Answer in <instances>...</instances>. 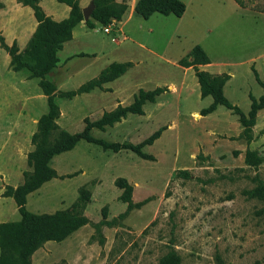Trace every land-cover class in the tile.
Wrapping results in <instances>:
<instances>
[{
    "label": "rangeland",
    "instance_id": "obj_1",
    "mask_svg": "<svg viewBox=\"0 0 264 264\" xmlns=\"http://www.w3.org/2000/svg\"><path fill=\"white\" fill-rule=\"evenodd\" d=\"M88 1H81L80 10ZM180 1L181 17L152 14L143 20L128 13L133 0H125L119 22L77 25L57 54L59 63L45 76L56 92L75 90L110 63L132 65L102 90L54 97L56 125L69 134L82 132L84 118L94 121L118 105L129 106L138 90L166 91L145 103L142 115L89 131L106 146L80 140L52 157L49 167L57 177L28 194L25 209L36 215L69 211L86 191L87 222L59 243H44L30 264H264V107L246 143L231 111L217 106L198 115L211 98H200L193 70L178 65L198 45L210 62L198 69L227 75L222 93L246 116L248 97L264 94V2L242 0L245 7H239L232 0ZM0 3L3 43L22 54L35 29L32 12L16 0ZM41 7L53 21L69 11L56 0ZM9 59L0 46V223L19 220L12 199L2 193L29 171L30 137L46 112L38 79L11 71ZM157 130L159 137L141 148L152 160L110 148L137 145ZM245 151L260 163L247 165ZM119 178L131 186L130 209L119 199Z\"/></svg>",
    "mask_w": 264,
    "mask_h": 264
},
{
    "label": "trees",
    "instance_id": "obj_2",
    "mask_svg": "<svg viewBox=\"0 0 264 264\" xmlns=\"http://www.w3.org/2000/svg\"><path fill=\"white\" fill-rule=\"evenodd\" d=\"M22 6L30 8L36 26L29 39L27 47L19 54L14 45L6 46L0 36V46L9 56V68L13 72L25 70L31 78L38 79L37 85L41 94L45 97L46 112L36 121L35 132L30 137L32 150L27 154L26 165L29 171L22 173V183L15 188L5 187L2 197L11 198L19 220L0 223V264H30V257L46 242L59 243L87 220L82 211L88 203L89 195L86 191L79 194L78 199L69 211H58L52 215H36L25 209L26 196L36 191L42 184L56 178V174L49 167L52 157L63 152L70 151L78 141L96 143L89 135L91 129L102 130L125 118L126 115H142L141 107L145 103L152 104L155 98L166 91V88H154L149 91L138 90L129 106H116L115 109L103 112L94 121L83 119L84 127L78 134H69L59 129L56 125L58 107L54 97L72 98L82 93H88L93 89L102 90V85L115 80L132 67L131 63H110L101 70L95 78L81 84L75 90L56 92L54 85L45 80L58 62L56 54L62 49V45L71 39L73 28L82 22L81 10L78 0H56L57 3L68 7L67 17L59 22L46 16L38 3L40 0H16ZM239 7H245L242 0H232ZM263 1L264 0H260ZM92 11L89 18L83 22L87 29L93 28V22L106 26L119 22L127 9L125 0L117 3L114 0H91ZM2 5L0 3V9ZM185 6L180 0H136L133 13L146 20L152 14L161 16H174L179 18L184 13ZM209 64V59L198 46H193L185 57L178 61L182 68H191L196 79L200 98L210 97L211 103L198 112L204 117L212 113L217 106L224 107L237 116V121L242 127L241 137L249 143L251 141V128L254 125L256 113L264 107V94L257 100L249 96L250 104L245 116L236 106L228 102L222 93V87L229 79L225 74L211 75L200 71L197 66ZM161 130L155 131L149 137L137 145L124 143L112 144L110 148L129 150L140 158L152 160L142 153L141 148L150 146L160 135ZM244 162L247 165L260 163L253 152L245 151ZM180 174L186 175L185 171ZM116 186L122 190L119 197L125 203L127 209L131 208V186L122 178L116 180ZM168 264H175L173 259L167 260ZM166 264V263H164Z\"/></svg>",
    "mask_w": 264,
    "mask_h": 264
},
{
    "label": "crops",
    "instance_id": "obj_3",
    "mask_svg": "<svg viewBox=\"0 0 264 264\" xmlns=\"http://www.w3.org/2000/svg\"><path fill=\"white\" fill-rule=\"evenodd\" d=\"M0 1H1V0H0ZM43 1H44V0H40L39 3H38V5H39V7L41 8V10H42L41 4L43 3ZM81 1H82V0H79V2H78V6H79L80 8H81ZM88 2L90 3V0H89ZM135 2H136V0H133V2L131 3V6L127 9V11H128L129 14H134V13H133V6H134ZM89 3H88V4H89ZM58 4H60V3H58ZM62 5H63V4H62ZM64 6H65V5H64ZM24 7H26V6H24ZM67 9H68V7H67ZM42 11H43V10H42ZM43 13H44V11H43ZM65 13H66V11H65ZM44 14L46 15V13H44ZM67 14H68V11H67ZM155 14H156V13H155ZM64 15H65V14H64ZM134 15H135V14H134ZM46 16H47V15H46ZM48 17L51 19V16H48ZM66 17H67V15H66L64 18H66ZM64 18H63V19H64ZM33 19H34V18H33ZM51 20H52V19H51ZM59 21H61V20H58V21H55V22H59ZM33 24H34V28H35V26H36L35 20H34ZM82 24H83V21L80 22V23L77 24V25L81 26ZM77 25H76V26H77ZM76 26H75V27H76ZM83 26H84V25H83ZM75 27H74V28H75ZM74 28H73V29H74ZM72 32H73V30H72ZM72 32H71V39H70V40H72V36H73V35H72ZM70 40H69V41H70ZM69 41H67V42H69ZM67 42H65V43L62 45V48H63V46H64ZM61 50H62V49H61ZM61 50H60L59 52H61ZM59 52H58V53H59ZM58 53H57V54H58ZM57 54H56V56H58ZM57 59H58V57H57ZM58 61H59V60H58ZM58 63H59V62H57V64H58ZM209 63H210V62H209ZM57 64H56V66H57ZM207 65H208V64H207ZM201 67H205V65L197 66V68H201ZM55 68H56V67H55ZM184 69H185V68H184ZM186 69H188V68H186Z\"/></svg>",
    "mask_w": 264,
    "mask_h": 264
},
{
    "label": "water",
    "instance_id": "obj_4",
    "mask_svg": "<svg viewBox=\"0 0 264 264\" xmlns=\"http://www.w3.org/2000/svg\"><path fill=\"white\" fill-rule=\"evenodd\" d=\"M92 3L90 2L87 7L85 9H82L81 10V15H82V21L85 22L88 18H89V15L92 11Z\"/></svg>",
    "mask_w": 264,
    "mask_h": 264
},
{
    "label": "built area",
    "instance_id": "obj_5",
    "mask_svg": "<svg viewBox=\"0 0 264 264\" xmlns=\"http://www.w3.org/2000/svg\"><path fill=\"white\" fill-rule=\"evenodd\" d=\"M103 31H104L105 33H107V32H108V29H107V28H105Z\"/></svg>",
    "mask_w": 264,
    "mask_h": 264
}]
</instances>
